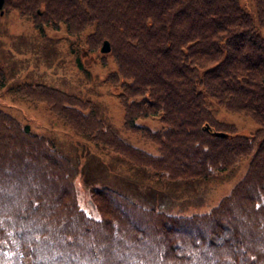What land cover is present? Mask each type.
<instances>
[{"label":"trees","instance_id":"trees-1","mask_svg":"<svg viewBox=\"0 0 264 264\" xmlns=\"http://www.w3.org/2000/svg\"><path fill=\"white\" fill-rule=\"evenodd\" d=\"M255 7L256 17L240 0H4L3 9L30 15L41 32L64 26L85 52L109 39L114 68L107 78L118 89L124 125L157 150L106 129L87 100L76 109L74 95L40 87L48 108L82 136L150 167L158 179L210 178L251 158L205 212L168 213L93 184L94 218L77 199L69 159L0 110V264H264V0ZM83 57L76 52L81 67ZM25 85L26 92L37 87ZM215 104L259 127L252 136L213 135L215 128L237 132L215 117ZM150 115H159L160 128L137 122Z\"/></svg>","mask_w":264,"mask_h":264},{"label":"rangeland","instance_id":"rangeland-1","mask_svg":"<svg viewBox=\"0 0 264 264\" xmlns=\"http://www.w3.org/2000/svg\"><path fill=\"white\" fill-rule=\"evenodd\" d=\"M240 1L256 17L255 0ZM4 9L0 13V110L46 136L69 159L75 168L77 199L88 215L94 218L100 215L90 198L93 184L113 187L144 207L190 214L209 210L243 177L251 155L224 171L217 170L210 178L191 181L158 179L150 167H137L105 145L82 136L69 124L75 125L74 122L59 117L48 108L46 101L39 97L42 96L38 94L40 87H53L74 95L79 100L74 106L76 109L87 100L86 106L93 109L106 129L136 147L151 152L157 150L151 139L124 125V109L118 89L107 78L114 68L109 52H103L107 53L109 60L101 62L99 48L85 52L76 36L69 34L64 26L59 29L47 27L41 32L34 26L30 15L20 14L16 9ZM260 30L264 35V27ZM91 31L92 28L87 27L84 33L87 35ZM76 52L84 56L86 64L83 67L77 64ZM25 84H37V87L26 92L20 88L22 85L26 87ZM84 107L85 104L81 109L86 111L88 108ZM212 112L217 119L235 125L237 132L225 131L228 136L238 133L252 136L259 127L252 117L218 104L214 105ZM137 122L151 129L162 125L159 115L142 116ZM77 125L85 126L83 122Z\"/></svg>","mask_w":264,"mask_h":264},{"label":"water","instance_id":"water-1","mask_svg":"<svg viewBox=\"0 0 264 264\" xmlns=\"http://www.w3.org/2000/svg\"><path fill=\"white\" fill-rule=\"evenodd\" d=\"M3 4H4V0H0V13H3ZM100 50L102 52H109L111 50V43H110V40L105 38L103 41H102V44L100 46ZM205 129H209V126L206 125L204 127ZM211 128V127H210ZM211 133L213 135H217V136H223V137H226L228 136V134L225 132V131H222V130H211Z\"/></svg>","mask_w":264,"mask_h":264}]
</instances>
